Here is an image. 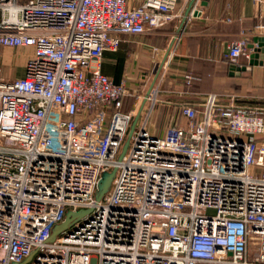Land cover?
<instances>
[{
  "label": "built area",
  "instance_id": "built-area-1",
  "mask_svg": "<svg viewBox=\"0 0 264 264\" xmlns=\"http://www.w3.org/2000/svg\"><path fill=\"white\" fill-rule=\"evenodd\" d=\"M183 1L0 0V49H32L22 76L0 66V264H264V115L209 93L160 136L153 87L130 134L132 91L99 66ZM259 36L264 21L227 44L232 66Z\"/></svg>",
  "mask_w": 264,
  "mask_h": 264
},
{
  "label": "crops",
  "instance_id": "crops-1",
  "mask_svg": "<svg viewBox=\"0 0 264 264\" xmlns=\"http://www.w3.org/2000/svg\"><path fill=\"white\" fill-rule=\"evenodd\" d=\"M262 1H183L182 15L172 22L152 32L122 35L118 49L105 51L100 69L115 83L124 82L131 89L121 110L135 109L133 124L143 119L146 99L153 87L158 88L159 97L147 126L160 136L186 122L183 104L198 108L209 93L236 95V106L253 108L264 115V62L238 74L232 71L227 56L230 41L264 21L260 13ZM195 5L201 12L187 17ZM180 28L182 33L175 46L173 36ZM31 52V48H1L0 66L5 76H22ZM261 54L260 59L264 60ZM17 59L22 60L19 66ZM249 63V59L241 57L237 67H247ZM189 74L195 77L190 83L186 81Z\"/></svg>",
  "mask_w": 264,
  "mask_h": 264
},
{
  "label": "water",
  "instance_id": "water-1",
  "mask_svg": "<svg viewBox=\"0 0 264 264\" xmlns=\"http://www.w3.org/2000/svg\"><path fill=\"white\" fill-rule=\"evenodd\" d=\"M256 40H259V44L262 46V48H261V52H262L261 56H264V36H259V37L255 38V41H256ZM252 45H253V44H251V46H252ZM228 52H229V51L227 50V53H228ZM259 58H260V53H255V54L253 55V57L251 58V60H250L249 66H247V67H246V66H244V67H239V66H238V67H235V66H233V67H232V71H233L234 73H235V71H236V72H238V74H240V72L243 71V70H244V71H245V70H248V69L250 70V69H252V66H253V65L258 64L259 62H260V63H263V62H264V60H263L262 58H261V59H259ZM134 126H135V123L132 125L131 131H130V134L132 133ZM127 146H128V141L125 143V146H124V149H123L122 155L124 154V152H125ZM122 155H121V156H122ZM113 176H114V171H112V172H110V173H106V174L104 175L103 179L101 180L100 186H99V191H98V195H97L98 199L102 198L103 195L108 191ZM65 225H66V224H65ZM63 226H64V225H62L61 227H57V229L54 231V235H57V233L59 232V230H60Z\"/></svg>",
  "mask_w": 264,
  "mask_h": 264
},
{
  "label": "rangeland",
  "instance_id": "rangeland-1",
  "mask_svg": "<svg viewBox=\"0 0 264 264\" xmlns=\"http://www.w3.org/2000/svg\"><path fill=\"white\" fill-rule=\"evenodd\" d=\"M7 50H9V49H7ZM9 55V54H8ZM19 59V58H18ZM17 59V61H16V63H18L17 64V66H19V63H21L22 62V60H18ZM17 69V68H16ZM13 72H14V70H13ZM8 78H10V77H8ZM62 226V224H60V225H58V227H61Z\"/></svg>",
  "mask_w": 264,
  "mask_h": 264
}]
</instances>
